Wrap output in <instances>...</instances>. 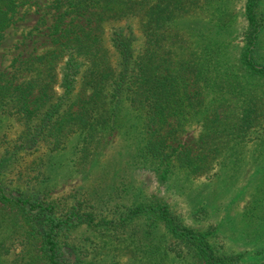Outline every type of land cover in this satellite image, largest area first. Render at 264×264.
<instances>
[{
	"label": "trees",
	"instance_id": "16d2710c",
	"mask_svg": "<svg viewBox=\"0 0 264 264\" xmlns=\"http://www.w3.org/2000/svg\"><path fill=\"white\" fill-rule=\"evenodd\" d=\"M200 1L210 0H52L57 17L50 26L51 45L26 59L28 68L38 63L37 69L23 80L0 70V119L10 116L22 126L13 147L0 157V175L20 151L41 146L61 149L73 136H77L78 158L85 159L98 152L105 136L119 125L124 109L140 119L136 156L159 179L175 173L209 177L218 164H240L245 145L253 139L258 160H264V94L242 98L233 113L223 109L222 96L207 99L210 88H225L224 80L231 79L225 76L229 69H221V58L212 52L213 47L193 48L185 32L169 23L177 16L196 13ZM25 2L0 0V38ZM263 5L262 0H245L247 24L239 48L247 72L261 80ZM68 16L71 19L65 21ZM193 118L201 126L199 135L193 142L182 141V127ZM258 128L262 132L252 135ZM260 190L264 192V186ZM75 193V199L59 200L8 189L0 176L4 226L0 264H84L78 256L69 257L72 228L80 224L123 228L140 219L150 227L148 233L159 225L169 232L173 239L165 244V252L172 249L177 257L189 254L196 264H242L243 252L215 246L208 229L186 224L158 196L116 206L113 222L87 204L86 196ZM261 202L264 205V199ZM4 215L9 216L10 225ZM260 225L264 227V207L258 209ZM8 238L21 245L19 255L12 258L3 255L11 251Z\"/></svg>",
	"mask_w": 264,
	"mask_h": 264
},
{
	"label": "rangeland",
	"instance_id": "374dc122",
	"mask_svg": "<svg viewBox=\"0 0 264 264\" xmlns=\"http://www.w3.org/2000/svg\"><path fill=\"white\" fill-rule=\"evenodd\" d=\"M200 2L195 7L196 13L177 16L169 23L185 32L193 48L213 47L212 52L219 54L221 69L228 68L231 75L228 71L225 76L231 79L224 80L225 88L221 90L219 85L210 88L207 99L214 96L218 100L222 96L223 109L233 113L242 98L264 94V80L258 74L248 73L239 58L247 24L245 0ZM56 17L52 0H26L20 4L13 15L14 21L0 38V70L13 74L18 80L32 74L38 63L31 70L26 66V59L51 45L50 26ZM73 20L84 21L82 18ZM241 86L246 87L245 92L244 89L239 91ZM120 114L124 116H119H123L119 125L105 136L98 152L83 160L78 158L77 136L71 137L61 149L41 146L34 151L22 150L5 165L0 175L3 182L8 189H24L59 200L75 199L73 192L76 191V195L86 196L87 204L113 222L116 206L155 195L167 201L186 224L208 229L215 246L226 252H243L242 264H264V227L258 226V209L264 207L261 202L264 192L258 191L264 186V160H258V148L252 145L255 139L245 145V157L240 164H218L209 177L190 178L175 173L163 180L136 156L141 144L139 117L127 109ZM21 128L10 116L0 119V157L5 155L7 147H13ZM200 130L198 120L191 119L182 127L181 140L193 142ZM261 132L258 128L251 134ZM4 216L10 225L9 216ZM3 228L0 222V230ZM149 229L143 219L123 228L110 224L95 227L80 224L69 233L68 245L73 251L69 257L78 256L84 264H196L189 254L177 257L172 249L165 252V244L173 238L163 225L152 227L150 233ZM6 242L12 243L10 238ZM20 249V244L12 243L11 251L3 255L12 258Z\"/></svg>",
	"mask_w": 264,
	"mask_h": 264
}]
</instances>
